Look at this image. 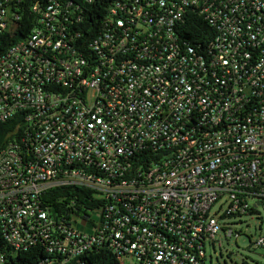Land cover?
<instances>
[{"label":"built area","instance_id":"2783aa9c","mask_svg":"<svg viewBox=\"0 0 264 264\" xmlns=\"http://www.w3.org/2000/svg\"><path fill=\"white\" fill-rule=\"evenodd\" d=\"M7 123L0 264H208L264 209V0H0Z\"/></svg>","mask_w":264,"mask_h":264},{"label":"rangeland","instance_id":"374dc122","mask_svg":"<svg viewBox=\"0 0 264 264\" xmlns=\"http://www.w3.org/2000/svg\"><path fill=\"white\" fill-rule=\"evenodd\" d=\"M259 211V215L243 217L233 236H218L215 246L208 249V264H264V249L252 245L264 234V209Z\"/></svg>","mask_w":264,"mask_h":264},{"label":"trees","instance_id":"16d2710c","mask_svg":"<svg viewBox=\"0 0 264 264\" xmlns=\"http://www.w3.org/2000/svg\"><path fill=\"white\" fill-rule=\"evenodd\" d=\"M91 14V13H90ZM94 17L91 18V20H95L96 17L99 15L98 13L94 12ZM207 23L205 21H203V19H201L200 17H196L195 15H191L187 18L186 23L183 26L182 32H183V38L186 39H197L200 35V33L202 32V30L206 31L207 28ZM7 124H4V130L2 133H0V143L3 141V139L5 138V133L7 131ZM64 191H67V193L69 195L71 194H75L74 192H78L82 190L76 189V191H71V190H62V189H57L54 190L52 193L55 195H59L64 193ZM85 193V191H84ZM83 193V194H84ZM28 261H24V258L22 257V254L20 255L19 258L17 259H12L11 264H27ZM90 264H114L113 260L108 259H102L101 257L97 256V259Z\"/></svg>","mask_w":264,"mask_h":264}]
</instances>
